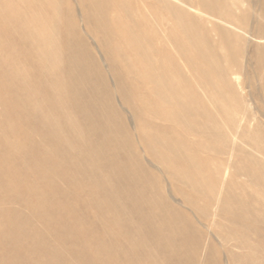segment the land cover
<instances>
[{
  "label": "bare ground",
  "instance_id": "bare-ground-1",
  "mask_svg": "<svg viewBox=\"0 0 264 264\" xmlns=\"http://www.w3.org/2000/svg\"><path fill=\"white\" fill-rule=\"evenodd\" d=\"M34 1L41 4L34 5ZM134 1L107 0L111 7L102 23L109 33L117 31L111 40L118 52L111 63L113 73L120 77V61L138 77L128 85L131 96L124 95L125 104L137 117L136 132L130 131L108 86H103L101 98L87 99L84 91H73L63 100L51 102L78 107L74 117L47 105L13 107L5 102L12 110L5 113L3 123L20 115L22 121L13 124L19 137L24 138L22 131L31 125L46 145L45 150L34 142L25 145V156L32 152L43 159L25 160L23 172L48 177L59 170L72 177L68 188L80 180L70 194L53 188L52 196L42 199L36 209L46 219L62 221L71 207H78L80 213L71 228L76 229L82 244L75 251L82 264H222L216 258L223 252L234 255L236 264H264V124L260 113L251 111L247 96L236 92L232 79L237 84V72L230 74L213 59L202 61L216 58L221 49H246L253 37L264 43V33L253 34L244 19L241 23L231 20L238 11L254 15L255 5L258 15L264 16V4L257 0L232 10L225 0H139L141 6L132 5ZM123 2L129 5L118 9ZM60 3L0 0V41L14 42L0 48V64L5 66L0 80L23 73L42 80L61 62L58 52L72 46L63 42L71 29L64 26ZM6 8H10L8 12ZM197 12L204 16L194 18ZM169 44L197 77L194 84L189 77L175 74L173 67L159 65L170 56ZM257 48L264 49V45ZM14 61L22 69L13 68ZM45 91L43 87L30 93L28 102ZM48 148L61 152V163L50 162ZM108 150L115 155L103 156ZM74 158L78 161L72 164ZM111 181L121 183L120 187L113 188V183L108 184ZM4 184L14 186L11 181ZM17 187L29 198L39 196L36 186L24 182ZM83 188H87L85 195H79ZM92 207L97 209L99 221L107 212L114 217L96 238L87 233L83 216ZM49 209H53V217L47 215ZM4 235L16 242L21 237L10 231ZM118 240L124 245L114 249ZM8 248L14 249L10 259L15 264L32 263L19 243ZM47 249L49 254L55 250ZM158 255L163 258L160 262ZM58 260L55 255L43 259L44 264H58Z\"/></svg>",
  "mask_w": 264,
  "mask_h": 264
},
{
  "label": "rangeland",
  "instance_id": "rangeland-1",
  "mask_svg": "<svg viewBox=\"0 0 264 264\" xmlns=\"http://www.w3.org/2000/svg\"><path fill=\"white\" fill-rule=\"evenodd\" d=\"M207 1L213 2V0ZM225 1L228 3L227 5L234 10L236 6L244 4L242 7L245 8L247 4L250 5L251 2L257 0H247L246 2L245 0ZM60 2L64 26L71 29L63 38V42H65L66 45L67 43H71L72 46L71 48H63L58 52V56L62 59L61 62L53 67L52 73L48 78H42V80L32 78V76L27 73H23L21 76L16 75L12 78H2L0 80V264H15V262L10 259V255H13L14 249L12 251L8 246L15 245L16 243H19L22 248L26 249L24 257L31 260V264H44V257H50L51 255H55L59 258L58 264H66V261H70L71 264H82L75 256L77 253L75 251L79 250L82 244L78 238L76 229L71 228L75 216L80 213L78 207H71L68 211V217L62 221L58 218H52L51 220L46 219L47 216H42V213L36 209L37 204L42 201V199H47L52 196L53 188L58 187L61 189L62 193L70 194L79 187L78 182H80V180H74V184L71 185V188H68V181L72 177L68 174L61 173L59 170L48 177H38L34 173L23 172L22 164L25 160L35 157H37L38 160L43 159V157L36 156L32 152H27V156H25V145L34 142L38 148L43 150H45L46 145L42 134L31 125H27L22 131V136L24 138L19 137L20 132H16L13 128V124L22 121L20 115H13L9 118V122L3 123L5 113L12 110L11 107L8 106V108H6L4 106L6 101H9L13 107H24L27 103H31L33 106L37 107L47 105L52 111L74 117L79 114L78 107L67 108L64 106H54L51 102H59L63 100L66 93L73 91H84L87 99L101 98L104 92L103 86H108L107 88L115 95L114 103L118 106L121 105L120 107H122L126 115L130 131L136 132L134 127L135 124L138 123L137 117L134 116L133 112L125 104L124 95L131 96L132 92L127 89L128 85H132L138 77L136 73L130 69H124V63L120 61L117 63L120 77L112 71L111 63L112 60L117 58L118 52L114 51L111 40L112 37L116 35L117 31H115L114 34L109 33L102 23V21H105L109 16L110 4H108L107 0H60ZM259 2L264 4V0H259ZM33 3L34 5L41 4L39 1H34ZM131 3L132 5H142V2L139 0H135ZM127 5L129 4L123 2L119 3L117 7L118 9H123ZM9 9L10 8H6L5 12H8ZM254 12L255 14L252 15V13L238 11L234 13L231 20L241 23L244 19L245 21H243L248 23V28L251 29V32L261 36L263 35L262 33H264V16L258 15L256 5L254 6ZM44 16L49 17V12L44 10ZM203 16L204 14L202 12H197L194 18L199 19V17L201 18ZM210 31L211 38H213L212 40L216 41L218 39L216 33L212 29ZM240 34L244 38V33L240 32ZM13 43V41L7 42L1 40L0 48L7 44L13 45ZM258 44L264 45V43H258L257 39L253 37L246 49L239 48L231 50V52L221 49V56L218 55L216 58L211 56L206 57L207 59L203 58L202 61L210 62L213 59L212 61H218L221 68L223 67V69L229 70L230 74L231 71L232 73L237 72V84L235 80L232 79L235 84L236 92L240 94V96H247L248 103H250V106L252 105L251 111L256 113L259 112L262 123L264 124V49L257 48ZM170 45L171 44L167 45L170 56L163 62H160L159 65L165 63L164 65L167 67H173V72L175 74L181 75L183 78L189 77V82L194 84V78L197 77L192 74L191 68L182 62V56L175 53L174 47ZM4 53L2 54L5 55ZM260 56L261 59H258ZM230 62H232L233 66ZM222 64L224 65L221 66ZM4 67V64H0V72L4 70ZM12 67L22 69L20 62L17 61H14ZM158 72L162 74L163 71L161 72L159 70ZM257 72H260L261 75L259 73L258 75ZM102 73L104 74L103 77ZM232 76L234 75L232 74ZM207 78L210 77L207 76ZM120 84H123V89H120ZM43 87L46 88L47 91L28 102V95L42 90ZM201 92L202 90H200V93ZM104 112H107V110L104 109L103 113ZM91 115L93 118L94 112H92ZM108 118L110 120H115V117L112 115L108 116ZM103 120L104 118H101V121ZM108 135L115 136L114 133H108ZM17 146L19 148H17ZM48 151L50 153V162L54 164L62 162L61 152L56 153L50 148H48ZM111 155L114 156L115 154L110 150L103 154L105 157ZM119 155L120 154L117 156ZM77 161L78 158H74L71 162L75 164ZM152 161V157L148 156L147 162L151 164ZM82 168H85V166H81V169ZM6 181H11L14 186L7 187L4 184ZM24 182L29 186H36L39 194L38 198H29L28 195L19 190L17 186ZM108 184H112L111 186L114 185L113 188H116L120 187L121 183L111 181ZM172 190L173 189L170 188L169 191L172 192ZM79 191H81L79 195H85L87 188L80 189ZM108 208H112V205ZM52 211L53 209H51V211L49 209L47 215L53 217L54 214ZM85 215L86 218L84 219L87 224L86 231L94 238L100 234L102 235L106 227L114 222L113 214L110 212L105 213L104 216L100 218V221L97 220L98 212L94 207L85 211L83 216ZM8 231L12 232L14 236L15 234H20L21 237L19 241L16 242V239L12 236L4 235V233H8ZM123 245L124 242L118 240L114 249H119ZM47 247H53L55 250L49 254L50 250L47 249ZM70 251L73 252L71 253ZM235 258L234 255L229 253L224 254L223 252L217 256L216 260L222 264H236L234 262ZM161 260H163V258L158 255L157 262Z\"/></svg>",
  "mask_w": 264,
  "mask_h": 264
}]
</instances>
